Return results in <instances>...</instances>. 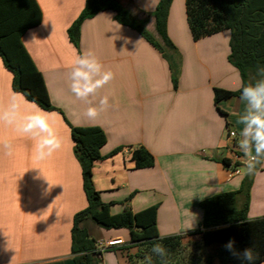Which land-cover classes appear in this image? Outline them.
Here are the masks:
<instances>
[{
	"label": "crops",
	"instance_id": "0c3cea01",
	"mask_svg": "<svg viewBox=\"0 0 264 264\" xmlns=\"http://www.w3.org/2000/svg\"><path fill=\"white\" fill-rule=\"evenodd\" d=\"M84 1L36 0L41 23L22 36L57 109L44 112L63 143L47 159L36 161L34 142L14 127L0 124V264H74L72 217L86 206V199L69 125L99 127L106 136L102 159L92 167V181L109 212L118 214L127 207L136 213L157 206L156 227L163 237L195 230L202 218L199 203L237 190L246 173L245 166L234 173L220 162L222 158L232 162L238 151L243 125L237 121L245 110L237 97L217 105L213 101L214 88L236 91L241 85L227 59L229 33L192 42L183 8L179 2L173 5V0L167 33L175 47L170 51L178 72L174 86L169 61L138 32L118 24L110 10L84 21L78 43L72 45L66 31ZM118 1L157 38L153 11L159 0ZM87 50L114 73V79L95 97L81 100L70 90L69 73L76 56ZM11 81L0 60V103L7 105L18 94L23 108L31 110L33 103L13 92ZM104 96L109 98L108 106L96 120H89L87 108L99 107ZM232 130L235 138H228ZM4 142L11 144L10 153ZM138 147L153 156L151 168L135 167L131 155ZM261 166L250 189V220L264 216V163ZM80 227L97 246L103 245L102 264H128L121 249L128 244L125 231L105 230L90 219L82 220ZM112 240L122 244L107 247ZM214 249L209 245L206 252ZM107 252L113 257L105 256ZM216 261L212 264H220Z\"/></svg>",
	"mask_w": 264,
	"mask_h": 264
},
{
	"label": "trees",
	"instance_id": "16d2710c",
	"mask_svg": "<svg viewBox=\"0 0 264 264\" xmlns=\"http://www.w3.org/2000/svg\"><path fill=\"white\" fill-rule=\"evenodd\" d=\"M173 0H159L154 11V27L157 38L153 37L118 0H85L77 18L67 28L68 41L76 46L80 28L84 21L105 10L113 12L114 20L135 30L152 47L156 48L170 64L172 83L177 82V71L170 51L175 47L168 37L167 18ZM185 17L193 41L210 37L222 31H229L228 62L237 70L241 85L236 91L213 89V101L240 98L243 86L254 84L264 68V0H184ZM42 14L36 0H0V60L11 73V89L20 93L29 102H34L45 111L57 110L49 101L41 73L36 69L26 51L22 36L41 23ZM218 109V107L216 106ZM219 111V109H218ZM73 154L80 168L81 188L86 206L72 217L70 229V251L74 264H102V251L80 222L90 219L100 228L126 229L128 244L121 248L128 264H261L264 262V216L248 219L250 189L255 172L246 173L235 191L215 194L202 200L199 207L202 218L198 227L188 233L166 236L162 240L156 227L157 206L139 212L125 207L121 213L111 214L109 204L100 200L92 181V167L102 159L100 149L106 136L99 127H74L69 125ZM137 169L151 168L153 156L143 147L132 151ZM220 162L234 171L241 165L222 158ZM128 201H124L125 204ZM234 241L237 253L250 248L255 259L242 261L228 251L225 245ZM154 243H161L168 255L161 258L152 253ZM209 245L215 249L206 252ZM130 249H134L132 253Z\"/></svg>",
	"mask_w": 264,
	"mask_h": 264
},
{
	"label": "clouds",
	"instance_id": "9594fccd",
	"mask_svg": "<svg viewBox=\"0 0 264 264\" xmlns=\"http://www.w3.org/2000/svg\"><path fill=\"white\" fill-rule=\"evenodd\" d=\"M264 76V68L260 69ZM114 79V73L105 70L104 65L91 50L84 51L74 59L69 73V87L71 92L81 100L95 97L97 93ZM18 95V94H17ZM17 95L10 98L7 105L0 103V124L14 127L22 136L30 138L33 142V158L43 161L62 147V138L49 120V114L44 112L33 102L31 110L23 108V97ZM240 100L245 110L239 116L237 123L243 125L240 132L239 148L245 157L244 164L248 173L255 172L257 165L264 163V79L254 84L242 87ZM109 98L104 96L99 101V107L89 106L85 116L96 120L106 109ZM4 147L11 151V144L4 142ZM164 237L161 236L162 240ZM225 248L243 262H252L255 257L250 248L237 253L233 250L234 241H229ZM152 253L158 257L166 258L168 253L161 243H154ZM148 264L152 258L148 257ZM164 264H167L166 260Z\"/></svg>",
	"mask_w": 264,
	"mask_h": 264
},
{
	"label": "built area",
	"instance_id": "2783aa9c",
	"mask_svg": "<svg viewBox=\"0 0 264 264\" xmlns=\"http://www.w3.org/2000/svg\"><path fill=\"white\" fill-rule=\"evenodd\" d=\"M227 136H228V138H235V132L229 131L227 133ZM244 160H245V157L243 156V153L241 152L240 148H238V151L235 152L233 155V161L231 162V164L238 163L241 166H245ZM233 172L238 173L239 169L237 168ZM120 244H122L120 240H112V241L108 242L106 246L111 247V246L120 245ZM97 247L101 251L104 249L103 245H99Z\"/></svg>",
	"mask_w": 264,
	"mask_h": 264
},
{
	"label": "rangeland",
	"instance_id": "374dc122",
	"mask_svg": "<svg viewBox=\"0 0 264 264\" xmlns=\"http://www.w3.org/2000/svg\"><path fill=\"white\" fill-rule=\"evenodd\" d=\"M177 2H179V4L182 6V8H183V13H184V16H185V9H184V0H174V3H173V5H175ZM172 5V6H173ZM168 14H169V12H168ZM179 15H180V13H179ZM186 18V17H185ZM168 19V18H167ZM185 22H186V19H185ZM186 25H187V22H186ZM187 28H188V26H187ZM189 31V30H188ZM227 33H229V35H230V32L229 31H227ZM191 40H192V38H191ZM192 42H194L193 40H192ZM177 71V70H176ZM170 72H171V70H170ZM171 75H172V72H171ZM233 132H235L234 130H232ZM262 165V164H261ZM261 168H262V166H261ZM260 170H262V169H260ZM260 170H258V171H260ZM122 231H125L127 234H128V231L126 230V229H121ZM113 255H114V253H112V252H107V253H105V256H107V257H113ZM217 262V261H216ZM113 264H115L114 263V261H113Z\"/></svg>",
	"mask_w": 264,
	"mask_h": 264
}]
</instances>
